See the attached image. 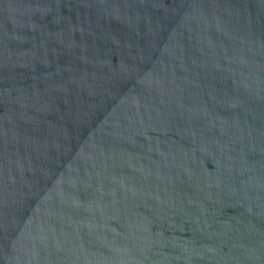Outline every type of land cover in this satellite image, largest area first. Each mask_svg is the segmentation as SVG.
Wrapping results in <instances>:
<instances>
[{
	"label": "water",
	"instance_id": "water-1",
	"mask_svg": "<svg viewBox=\"0 0 264 264\" xmlns=\"http://www.w3.org/2000/svg\"><path fill=\"white\" fill-rule=\"evenodd\" d=\"M0 264H264V0H0Z\"/></svg>",
	"mask_w": 264,
	"mask_h": 264
}]
</instances>
